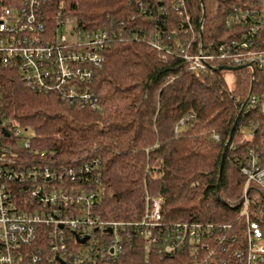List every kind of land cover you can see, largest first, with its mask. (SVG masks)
<instances>
[{"label":"trees","instance_id":"16d2710c","mask_svg":"<svg viewBox=\"0 0 264 264\" xmlns=\"http://www.w3.org/2000/svg\"><path fill=\"white\" fill-rule=\"evenodd\" d=\"M182 1L183 17L176 19L175 0H47L49 22L60 14L80 29L112 34L91 84L99 99L94 111L31 90L15 72L0 74V119L30 130L33 150L57 151L56 160L69 167L98 158L96 211L103 220L140 219L148 196L162 199L165 223H238L245 180L235 158L250 143L249 120L261 119L264 134L258 110L244 111L249 93L263 100L264 70H255L253 81L248 69L227 71L233 72L229 83L215 70L221 63L196 71L178 50L186 49L184 41L194 53L198 41L215 47L234 38L245 27L227 25L233 7L257 4ZM151 34L169 52L152 49L146 40ZM256 40V50H264V27ZM183 262L190 257L146 256L136 238L122 257L123 264Z\"/></svg>","mask_w":264,"mask_h":264},{"label":"built area","instance_id":"2783aa9c","mask_svg":"<svg viewBox=\"0 0 264 264\" xmlns=\"http://www.w3.org/2000/svg\"><path fill=\"white\" fill-rule=\"evenodd\" d=\"M46 2L0 0V74L15 72L31 90L94 111L99 99L91 84L112 34L80 29L76 20L60 14L49 22ZM251 2L257 6H234L229 14L228 26L245 27L234 38L215 47L198 41L194 53L188 52L191 42H183L187 50L180 47L178 54L191 69L203 70L216 62L250 70L252 81L255 70H264V50H256L264 27V0ZM182 5V0H175L174 18L183 17ZM72 20L75 31L63 34ZM146 40L152 49L169 52L157 34ZM263 104L260 95L249 93L244 111L257 109L264 119ZM261 128V119L248 121L250 143L235 158L245 180L237 224L165 223L162 199L148 196L141 218L124 222L97 214L98 158L65 166L56 160L57 151L47 155L33 150L26 130L8 127L0 119V264H123L124 246L132 238L142 240L146 256L190 257L191 262L183 264H264Z\"/></svg>","mask_w":264,"mask_h":264},{"label":"rangeland","instance_id":"374dc122","mask_svg":"<svg viewBox=\"0 0 264 264\" xmlns=\"http://www.w3.org/2000/svg\"><path fill=\"white\" fill-rule=\"evenodd\" d=\"M75 29H76V22L74 20H72L70 22V24L67 27H65L64 31L63 30L62 31H63V34H65V32H67V33H69V32L73 33L75 31ZM69 39L73 40L74 38L73 37H69ZM222 74L226 78L227 82H229V83L232 82L231 80L233 78V72L228 73L227 71H222ZM263 103H264V99H263ZM262 108H264V104H263ZM24 135L27 136V137H31L32 133H31L30 130H27L24 133Z\"/></svg>","mask_w":264,"mask_h":264},{"label":"water","instance_id":"95a60500","mask_svg":"<svg viewBox=\"0 0 264 264\" xmlns=\"http://www.w3.org/2000/svg\"><path fill=\"white\" fill-rule=\"evenodd\" d=\"M203 1V0H201ZM242 69L241 67H229V66H218L215 68L216 71H237Z\"/></svg>","mask_w":264,"mask_h":264}]
</instances>
